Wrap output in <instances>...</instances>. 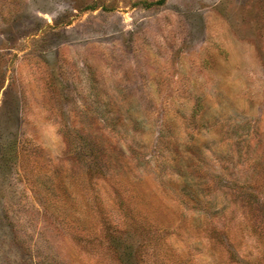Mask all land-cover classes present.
Masks as SVG:
<instances>
[{"label": "rangeland", "instance_id": "374dc122", "mask_svg": "<svg viewBox=\"0 0 264 264\" xmlns=\"http://www.w3.org/2000/svg\"><path fill=\"white\" fill-rule=\"evenodd\" d=\"M0 264H264V0H0Z\"/></svg>", "mask_w": 264, "mask_h": 264}]
</instances>
